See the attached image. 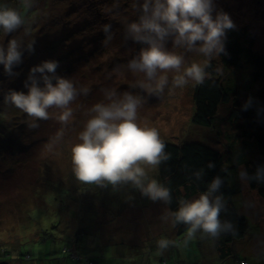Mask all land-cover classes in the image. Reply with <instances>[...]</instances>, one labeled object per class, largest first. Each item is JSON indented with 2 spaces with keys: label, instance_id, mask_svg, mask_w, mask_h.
Here are the masks:
<instances>
[{
  "label": "rangeland",
  "instance_id": "1",
  "mask_svg": "<svg viewBox=\"0 0 264 264\" xmlns=\"http://www.w3.org/2000/svg\"><path fill=\"white\" fill-rule=\"evenodd\" d=\"M213 2L215 11L227 13L235 25L247 24L255 35L254 49L264 53V0ZM139 3L142 0H35L33 7L25 12L21 0H0V4L12 8L14 4L18 5V11L26 16V27L30 26V35H25L23 28L10 35L0 30V45L6 47L13 37L22 40V63L18 65L21 69L15 67L13 72L17 75L11 78L4 74L0 80V103L2 94L6 95L10 90L26 92L24 82L19 83L22 79L17 77L24 75L22 78L27 80L29 69L47 60L42 58L47 43L38 42L35 31L49 23L52 26L44 29L47 37L58 36L64 29L65 40H68L64 50L68 54L51 59L59 61L56 75L71 80L78 89H90L87 95L78 96L70 105L73 119L64 128L63 138L51 151L48 145L62 127L57 119L61 110L49 109L50 118L39 120V127L32 128V117L2 101V106L10 108L11 125L20 133L27 149L22 153L14 152L13 146L4 143L11 131L1 129L0 246L7 245L10 251L8 258L1 257L0 261L5 260L9 264H86L70 256L74 248L77 254L93 256L95 262L92 264H163V255L168 262L165 264H172L174 260H180L182 264L221 263L222 260L209 251L211 236L199 231L196 238L185 245V233L183 242H179V237L173 233L172 217L165 202L150 200L130 184L116 188L87 184L78 181L73 173L71 149L81 143L79 134L94 115L91 108L96 103L109 102L106 90H114L120 97L125 93L142 97L137 124L155 128L163 140L186 138L220 147L221 143L229 140L228 135L232 137L240 130L236 124L226 120L227 108L224 105L212 130L211 127L193 124L190 121L194 108L192 84L173 88V73L167 74L169 87L162 95L153 100L143 95L138 86V81L144 79L143 74L133 73L127 68L128 62L144 47L126 35L127 25L138 19ZM105 24L112 26L111 40L106 39L102 30ZM33 41L34 51H29L26 45ZM166 47L173 50L171 41ZM185 56L187 63L204 60L196 53H186ZM0 69L3 70L2 65ZM243 69L233 75L236 81H241V74L248 67ZM250 70L251 67L247 74ZM230 75L228 73L226 78ZM1 117L0 113V127L3 126ZM241 144L239 141L235 148ZM244 146L247 156L258 154L253 145ZM223 161L228 164L225 153ZM145 167L149 177L160 182L157 168ZM242 171L245 172L240 164L236 169V182L241 189L234 195V200L236 207L250 221L251 228L242 240L236 242L235 248L239 255L249 259V264H264V201L247 186L246 175H239ZM113 195L121 200L119 205ZM199 195L194 194L187 200ZM110 209L118 213L117 219ZM26 211L27 218L24 215ZM161 238L176 243L158 255L157 241ZM29 239L30 242L17 246ZM17 247L29 250V256L24 259L19 255L18 258Z\"/></svg>",
  "mask_w": 264,
  "mask_h": 264
},
{
  "label": "clouds",
  "instance_id": "2",
  "mask_svg": "<svg viewBox=\"0 0 264 264\" xmlns=\"http://www.w3.org/2000/svg\"><path fill=\"white\" fill-rule=\"evenodd\" d=\"M35 0H21L25 12L31 9ZM138 19L126 27L127 38L144 45L138 55L127 64L129 71L143 74L138 86L149 95L159 97L169 87L168 73H173L171 86L184 88L192 84H203L208 78L206 71L211 61L225 53L227 30L235 25L230 16L223 11H215L213 0H142L137 5ZM215 12V15L213 13ZM111 25L102 27L106 39L111 40ZM26 27L24 13L6 4H0V30L5 35ZM171 41L172 49L166 45ZM33 42L26 47L34 51ZM176 49L183 50L182 52ZM186 53H196L202 62H186ZM22 63V40L15 37L8 40L6 47L0 45V65L4 73L17 75L13 69ZM59 61L45 60L29 69L24 91L10 90L5 95V103L11 104L33 118L30 127H39V120L50 118L49 109H59L57 119L61 129L48 145L49 151L63 138L64 128L73 119L72 102L80 95H87V87L77 88L73 82L56 75ZM39 74V76H37ZM108 103H96L91 112L94 115L86 122L79 134L81 143L73 145L71 160L76 179L87 184L111 185L116 188L130 184L143 196L152 201L171 202L169 188L151 179L146 167L156 168L169 159L166 145L155 128L141 127L137 124V113L143 98L125 93L118 96L114 90H106ZM250 106L246 102L245 107ZM144 165V166H142ZM208 168L215 165L209 163ZM262 170H258L257 176ZM200 178L202 173H195ZM239 175L244 177L245 172ZM220 177H215L207 186V191L198 198L181 200L175 212L169 213L172 224L187 225L184 244L196 238L198 231L218 238L222 231L232 229L230 222H221L222 197L213 196L221 185ZM166 219V217H165ZM175 241L161 238L157 241L158 255Z\"/></svg>",
  "mask_w": 264,
  "mask_h": 264
},
{
  "label": "trees",
  "instance_id": "3",
  "mask_svg": "<svg viewBox=\"0 0 264 264\" xmlns=\"http://www.w3.org/2000/svg\"><path fill=\"white\" fill-rule=\"evenodd\" d=\"M13 8L18 10L19 7L14 4ZM53 25L58 24L54 23ZM48 26L52 25L49 23L35 31L37 41L43 44L47 43L44 45L45 56L42 58L51 60L67 55L68 53H64L65 46L68 44V40H65L67 36L64 33L65 30L63 29L58 36L47 37L44 29ZM253 35L254 32L250 30L247 24H238L235 25L234 29L227 30L225 53L220 54L217 60L211 61V66L206 69L209 73L208 78L203 84L192 86L191 93L194 108L190 121L193 124L211 127L212 130L213 126L216 125V120L219 119L220 108L224 105L227 108L226 120L236 124L240 130L232 137L228 135L229 140L226 143H221L220 147L196 140H187L186 138L174 137L166 140L162 138L169 159L156 167L160 183L169 188L171 192V202L166 203L170 213L177 210L181 200H187L194 194L207 191V186L213 178H221L222 183L213 193V196L222 197L223 209L220 213V220L222 223L230 222L232 229L222 231L218 238L212 237V241H210V250H208L215 254L213 256L222 260L218 264L250 263L249 259L239 255L235 248L236 242L242 240L251 228L248 218L235 205L234 195L241 189L240 184L236 182L238 165L242 164L244 167L247 186L255 190L256 194L264 201V53L254 49L255 35ZM68 36H70V31ZM249 66L251 70L247 74L250 69ZM243 67H248V69L241 74V81H236L233 75L244 70ZM19 69L21 68L19 67ZM228 73L231 75L226 78ZM4 74V71L0 69V80L4 78ZM23 76L17 77L19 80L22 79L19 83L26 81L22 78ZM3 100H5V94H2L0 103L1 121L3 123L0 131L1 129L11 131L4 143L7 146H13L14 152L22 153L26 151L27 147L20 138V133L18 134L11 125L12 113H10V108L7 109L6 106H2ZM246 102H250V106L245 107ZM239 141L242 142L241 147L235 148V144ZM1 144L2 141L0 140V146ZM245 144L247 146L253 145L258 154L247 156L244 153ZM224 153L228 159V164L223 161ZM8 155L11 156L12 154ZM209 163H213L215 167L208 168ZM258 170H262L259 176H257ZM198 171L202 173L200 178L195 175ZM82 190L86 191L85 189ZM113 199L117 201V205L121 202L117 195ZM110 212L114 213L117 219L118 213L113 209H110ZM26 214L27 211L24 215L26 216ZM187 227V225L178 223L173 228V233L179 237L180 243L183 242L182 237L183 234L185 235ZM41 240L43 239L41 238ZM28 242L30 239L19 242L17 246L19 244L23 246ZM72 250L75 251L74 248ZM9 251L7 245L0 246V258H8ZM16 251V256L20 255L24 259L30 254L29 250H20V247H17ZM73 252L70 256L74 260H83L86 264L95 262L93 256H84ZM163 257L164 255L161 260L165 264L167 260ZM172 264H182V262L174 260Z\"/></svg>",
  "mask_w": 264,
  "mask_h": 264
},
{
  "label": "water",
  "instance_id": "4",
  "mask_svg": "<svg viewBox=\"0 0 264 264\" xmlns=\"http://www.w3.org/2000/svg\"><path fill=\"white\" fill-rule=\"evenodd\" d=\"M141 92L143 93V95H145V97L148 99V100H153L156 98V96H152V95H149L147 92H145V90L141 89ZM0 264H9L8 262H6L5 260L4 261H0Z\"/></svg>",
  "mask_w": 264,
  "mask_h": 264
}]
</instances>
